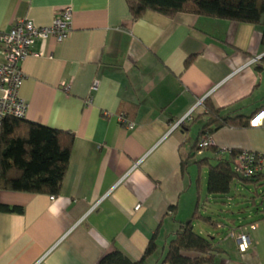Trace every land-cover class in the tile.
<instances>
[{"label":"crops","instance_id":"obj_1","mask_svg":"<svg viewBox=\"0 0 264 264\" xmlns=\"http://www.w3.org/2000/svg\"><path fill=\"white\" fill-rule=\"evenodd\" d=\"M64 7L69 35L33 43L20 63L19 95L26 121L73 134L68 169L56 196L0 191V204L22 208L0 211V264H97L114 249L139 260L152 237L156 249L143 264H161L176 229L211 197L202 200L205 168L199 182L194 162L181 168L203 104L173 125L202 98L246 116L264 107V14L258 24L187 12L131 20L127 0H0V32L24 18L48 26ZM120 113L132 128L118 122ZM211 137L217 147L264 153V126L224 127ZM206 153L213 155L195 158ZM259 198L226 234L212 217L211 233L193 223L223 249L218 264H264ZM239 225L249 238L244 251L229 235Z\"/></svg>","mask_w":264,"mask_h":264},{"label":"trees","instance_id":"obj_2","mask_svg":"<svg viewBox=\"0 0 264 264\" xmlns=\"http://www.w3.org/2000/svg\"><path fill=\"white\" fill-rule=\"evenodd\" d=\"M127 7L131 20L141 18L148 11L168 17L178 12H187L258 24L264 14V0H127ZM261 45L264 47V24L261 29ZM202 104L204 112L200 117L204 118V122L192 143L190 155L181 160L182 170L189 162H194L199 182L200 171L205 168L206 192L213 197L230 195L236 184L244 187L263 185L264 169L251 176L243 175L235 163L239 151L221 152L211 137L215 131L224 127H246L250 116L236 113V109L231 107H216L207 98L203 99ZM191 114L186 120H190ZM73 140V134L69 132L25 119L3 117L0 120V191L58 195L68 169ZM202 141H208L207 145H200ZM204 151H210L213 155L195 158ZM213 159L215 162L212 163ZM260 196L264 194L255 191L250 198L254 200V197ZM0 211L21 212L22 208L0 204ZM198 222L214 227L217 225L210 216L201 213L196 204L190 220L181 223L168 242L161 264H218L216 257L223 249L211 238L194 231L193 223ZM155 249V238L152 237L139 260H132L119 249H114L101 255L97 264H143V260L153 254Z\"/></svg>","mask_w":264,"mask_h":264},{"label":"built area","instance_id":"obj_3","mask_svg":"<svg viewBox=\"0 0 264 264\" xmlns=\"http://www.w3.org/2000/svg\"><path fill=\"white\" fill-rule=\"evenodd\" d=\"M71 8L64 7L53 18L48 26H36L28 19L16 20L7 31L0 32V120L3 117L11 116L24 119L27 111L26 101L20 97L19 89L25 78L21 70L20 63L31 52V47L36 40H45L53 38L56 41L64 40L70 33L69 24ZM257 56L251 58L248 64L258 61ZM97 82L94 81L92 88H95ZM203 102L200 99L193 108L187 112L173 127L189 118L191 112ZM118 122L127 128H132L133 123L127 119L125 113L117 116ZM248 125L251 127L264 126V107L256 110L249 118ZM211 142V141H209ZM207 142H201L200 145H207ZM221 152H227L228 148H219ZM236 167L246 176H251L254 172L264 169V153L239 151L235 156ZM136 209L139 206H135ZM254 228L253 225L250 226ZM237 243L238 248L244 251L249 246L248 235L241 229L229 232Z\"/></svg>","mask_w":264,"mask_h":264},{"label":"rangeland","instance_id":"obj_4","mask_svg":"<svg viewBox=\"0 0 264 264\" xmlns=\"http://www.w3.org/2000/svg\"><path fill=\"white\" fill-rule=\"evenodd\" d=\"M199 124L202 125L203 121L200 120ZM207 156H210L209 153H206ZM215 160H212V163ZM204 184L206 186V171L204 173ZM257 193H264V185H260L254 187L252 185L248 186H241L240 184H236L232 187L230 196H223V197H209L208 203L205 204L204 209L202 208L201 211L204 215L210 216L213 219L219 221L221 226L219 227V234L223 235L228 232L229 227L232 228V223L237 224L239 221L246 222L247 216L249 211H251V207L255 208L259 206L260 198L254 197L256 202V206H253L250 201V197L254 195V192ZM240 195H237L238 193ZM207 193H203V202L207 197ZM232 220V221H231ZM196 231L199 227L205 228V230L209 233L213 232L211 226L203 225L201 223L196 224L194 223ZM205 237H208L206 232L202 234Z\"/></svg>","mask_w":264,"mask_h":264}]
</instances>
